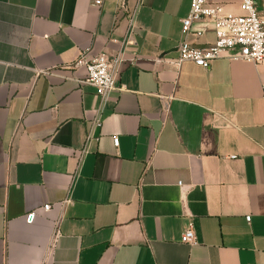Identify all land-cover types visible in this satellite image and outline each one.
Segmentation results:
<instances>
[{
  "label": "crops",
  "instance_id": "obj_1",
  "mask_svg": "<svg viewBox=\"0 0 264 264\" xmlns=\"http://www.w3.org/2000/svg\"><path fill=\"white\" fill-rule=\"evenodd\" d=\"M94 1L0 0V264H264V62L173 63L190 0ZM82 52L124 59L103 102Z\"/></svg>",
  "mask_w": 264,
  "mask_h": 264
},
{
  "label": "built area",
  "instance_id": "obj_2",
  "mask_svg": "<svg viewBox=\"0 0 264 264\" xmlns=\"http://www.w3.org/2000/svg\"><path fill=\"white\" fill-rule=\"evenodd\" d=\"M101 0H95L94 5L99 6ZM240 13H222L220 6L213 0H190V8L185 18L180 20V29L182 40L178 46V56L173 63L179 65L184 61H191L203 69H208L213 60L219 58L226 51H235L233 59H240L251 62L255 65L264 62V18H262L255 6L254 0H239ZM133 18L130 17V22ZM208 21L212 24L214 41L204 46L196 47L187 41V36L192 33V26L196 22ZM124 61L121 55L108 57L105 54H99L94 57H87L82 52L73 63L72 68L79 66L85 67V76L76 79L78 84H87L95 89L96 95L105 101L111 91L115 89V80L120 64ZM44 71H36V73ZM264 93V84L261 86ZM164 111L168 109V97H161ZM100 125V118L96 117L92 121V127ZM91 139L89 133L86 137V143ZM114 147L118 146V138L113 137ZM85 152V147L77 151V158L80 161ZM180 188H184L178 183ZM70 199H65L61 205L69 203ZM50 204L42 206L44 211L50 209ZM35 211H31L28 216H34ZM249 220V217H246ZM59 221L53 222L52 226V243L59 236ZM180 241L193 245L196 243L195 234L191 225L186 228L181 236Z\"/></svg>",
  "mask_w": 264,
  "mask_h": 264
}]
</instances>
